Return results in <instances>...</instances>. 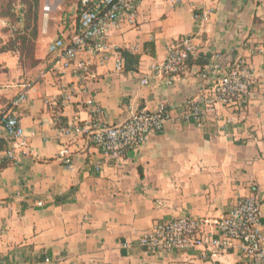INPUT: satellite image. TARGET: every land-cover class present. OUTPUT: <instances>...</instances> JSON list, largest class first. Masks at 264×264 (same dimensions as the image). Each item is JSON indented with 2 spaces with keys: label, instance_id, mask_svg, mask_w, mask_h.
Here are the masks:
<instances>
[{
  "label": "crops",
  "instance_id": "1",
  "mask_svg": "<svg viewBox=\"0 0 264 264\" xmlns=\"http://www.w3.org/2000/svg\"><path fill=\"white\" fill-rule=\"evenodd\" d=\"M207 9L211 17L202 24L195 16ZM74 25L43 26L33 65L22 68L17 58L0 76V116L25 84L32 86L20 116L33 149L15 165L0 140V264H244L239 243L214 259L200 248L152 253L139 240L157 223L224 217L251 195L261 201L264 224V0H180L177 6L143 0L137 26L109 41L140 57L137 70L116 73L109 61L93 66L96 78L85 80L59 71L49 50L58 37L72 36ZM187 36L195 53L169 87L151 68L167 59L170 43ZM241 58L257 80L243 122L168 123L121 160L103 157L83 136L58 131L74 123L120 125L162 104L179 111L211 86L204 72L217 65L228 71ZM145 76L152 78L149 86L141 84ZM220 110L225 119L231 115Z\"/></svg>",
  "mask_w": 264,
  "mask_h": 264
},
{
  "label": "built area",
  "instance_id": "2",
  "mask_svg": "<svg viewBox=\"0 0 264 264\" xmlns=\"http://www.w3.org/2000/svg\"><path fill=\"white\" fill-rule=\"evenodd\" d=\"M72 1H76L78 28L72 36L58 37L50 44V52L57 55L56 68L61 72L71 71L79 79L85 80L91 75L96 78L91 72L93 66L103 67L113 61L115 72L123 73L126 68L123 51L113 49L109 41L114 33L137 26L143 0ZM166 1L172 6L180 3V0ZM22 9V3L18 0L14 5L18 23L11 27L15 31L25 21ZM43 10L46 17L57 12L55 0H44ZM211 13V9L204 10L195 19L205 24ZM195 49L190 36L170 43L167 59L152 66V76L172 87L187 71L188 61L193 57ZM83 56H88V59L80 61ZM203 79L211 80V86L204 87L202 92L191 98L179 111L170 110L162 104L155 111L135 113L120 125H108L101 121L84 126L74 123L58 131L62 136H83L99 149L103 157L121 160L131 151H138L151 135L163 133L168 123L182 121L204 128L208 123L219 126L220 122L225 125L243 122L254 98L257 83L250 61L245 58L237 59L228 71L217 65L204 72ZM151 80L152 78L145 76L141 84L149 86ZM31 90L32 86L25 84L0 116V140L6 141L9 146L4 157L15 165H20L33 154L31 138L27 136L20 116ZM46 104L51 102L46 101ZM89 105L94 104L89 102ZM220 108L231 115L223 118ZM96 111L102 115L101 109L96 108ZM61 157L67 165H71L67 159V151H63ZM39 206L42 207L43 204L40 203ZM261 207L259 197L251 195L239 199L228 215L218 219L186 216L157 223L140 238L139 245L152 253L200 248L215 259L239 243L245 258L244 264H264ZM125 247L128 248L129 245L126 244Z\"/></svg>",
  "mask_w": 264,
  "mask_h": 264
},
{
  "label": "rangeland",
  "instance_id": "3",
  "mask_svg": "<svg viewBox=\"0 0 264 264\" xmlns=\"http://www.w3.org/2000/svg\"><path fill=\"white\" fill-rule=\"evenodd\" d=\"M11 2L12 8L14 10V5L17 4L18 0H12ZM8 3L9 0L0 1V13ZM55 3L57 5V12H54L50 16L46 17L43 10L44 0H41L39 8L38 36L36 39L37 41L34 55L33 52H31V47L23 50L19 41L21 34L25 32L26 23L24 22L22 25H18L17 30L15 31L11 27L17 25L18 15L14 13L16 17H12L9 19L1 18L0 16V76H4L7 73H10L11 68L9 67V64L12 60L14 61L17 58H19V63L21 64L22 68H29L33 65V57H35L36 55L37 42L39 41L40 32L43 26L47 24L60 25L62 23L65 26L70 27L78 22V18L75 14L76 1L55 0ZM15 42H18L17 46L14 49L10 50Z\"/></svg>",
  "mask_w": 264,
  "mask_h": 264
},
{
  "label": "trees",
  "instance_id": "4",
  "mask_svg": "<svg viewBox=\"0 0 264 264\" xmlns=\"http://www.w3.org/2000/svg\"><path fill=\"white\" fill-rule=\"evenodd\" d=\"M1 1V0H0ZM12 0H9V3L3 8L2 12L0 13L1 18H12L16 17L12 8ZM23 6L22 13L24 15V22L26 23V28L25 32L21 34V37L19 38V41L21 43L22 49L30 48L31 47V52H35L36 48V39L38 36V22H39V8H40V3L41 0H20ZM78 22L75 23L74 27L78 28V23H79V17ZM18 42H15L14 45L11 47L10 50L14 49L17 46ZM123 56L126 60V68L125 71L130 72V71H135L137 70V66L139 65L140 62V57L135 56L128 51H123ZM35 57H33L34 59ZM192 58L189 59L188 63L191 61Z\"/></svg>",
  "mask_w": 264,
  "mask_h": 264
}]
</instances>
